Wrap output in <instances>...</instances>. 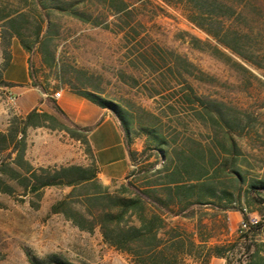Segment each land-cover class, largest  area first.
I'll return each mask as SVG.
<instances>
[{"label":"trees","instance_id":"trees-1","mask_svg":"<svg viewBox=\"0 0 264 264\" xmlns=\"http://www.w3.org/2000/svg\"><path fill=\"white\" fill-rule=\"evenodd\" d=\"M165 8L179 12L206 36L201 40L183 33L193 49L253 79L257 77L252 71L264 74V0H0L4 65L11 61L7 50L15 39L26 53L37 52L43 67L59 70L52 43L64 19L103 28L121 35L126 43L144 42V16L163 14ZM152 52L161 62L169 59L170 83L181 87L177 99L189 107L197 134L184 129L179 140V133L170 136L163 131L158 115H138L120 100L101 97L95 87L86 90L64 80L72 93L118 122L130 162L122 184L100 183L93 161L86 167L33 169L25 164L29 128L64 131L86 144L90 128L77 127L84 133L80 136L45 112L33 110L13 119L6 134L0 135V152L17 154L13 161L25 168L20 183L27 194L40 198L47 187L70 189L50 212L80 232L97 230L106 246L127 255L134 264H185L187 258L200 264L212 258L225 264H264V160L258 167L252 165L238 142L249 133V124L225 103L197 93L187 78L199 79V74L188 60L174 53L162 57ZM139 57L151 66L143 52ZM30 80L32 88L50 95L32 71ZM52 108L65 118L54 103ZM136 139L143 140L141 151L132 148ZM228 212H240L242 222L233 240L220 242L215 234L227 232ZM216 213L223 215L221 228L206 219ZM251 215L258 217L257 223L250 221ZM183 220L193 222L194 230L188 232L180 225ZM27 258L30 264H66L55 257L38 260L27 253Z\"/></svg>","mask_w":264,"mask_h":264},{"label":"rangeland","instance_id":"rangeland-1","mask_svg":"<svg viewBox=\"0 0 264 264\" xmlns=\"http://www.w3.org/2000/svg\"><path fill=\"white\" fill-rule=\"evenodd\" d=\"M165 11L157 16L146 13L142 35L145 41L140 43H126L121 35L103 28L62 20L59 35L52 43L59 70L43 67L37 52L26 53L15 39L10 41L7 52L11 59L16 48L28 54L30 71L36 82L50 95L66 87L64 80L86 90L95 87L102 93L101 97L120 100L125 106H131V110L138 115H158L163 131L170 136L179 133L178 139L181 140L184 129L195 134L199 131L189 107L177 99L181 87L170 83L172 77L166 67L169 59L164 58L165 61L161 62L151 56L152 50L162 57L174 53L188 60L194 66L195 74H199V79L187 78L199 95L225 103L249 124V133L238 142L247 159L258 167L264 160V74L252 71L257 77L253 79L248 74L237 73L207 52L193 49L188 43L189 38L183 33L201 40H205L206 36L179 12L168 8ZM141 52L150 62V67L139 57ZM4 64V46L0 37V135L6 134L13 119L25 117L14 91L2 85L7 68ZM7 76L21 77L20 68L13 67ZM33 89L35 91L29 96L31 103L37 95L42 94L38 88ZM10 95L16 98L15 105L8 101ZM151 95L154 97L150 98ZM52 103V98L42 96L34 110L53 116L57 122L66 124L83 136L84 133L78 131L77 126L54 111ZM25 144L23 162L33 169L71 165L84 167L92 162L88 146L64 131L29 128ZM2 148L0 145V150ZM132 148L141 151L143 140L136 139ZM9 152H0V264H30L27 253L38 260L55 257L66 264H134L127 255L106 246L97 230L92 234L80 232L62 216L50 212L51 207L70 189L47 187L41 191L40 198L27 194L20 183L24 180L25 168L13 161L17 154ZM122 183L116 182L115 185ZM252 218L258 219L255 215H251ZM206 219L213 220L217 227L223 226L224 218L219 213ZM241 222L240 212H228V230L226 233L218 230L216 240H233ZM180 225L188 232L194 230L193 222L183 220ZM185 264L200 263L187 258ZM208 264H225V261L212 258Z\"/></svg>","mask_w":264,"mask_h":264},{"label":"crops","instance_id":"crops-1","mask_svg":"<svg viewBox=\"0 0 264 264\" xmlns=\"http://www.w3.org/2000/svg\"><path fill=\"white\" fill-rule=\"evenodd\" d=\"M28 59V54L22 49L16 48L5 70L4 82L12 86L10 90L14 91L17 100L20 101L21 112L26 116L33 111L37 106V100L42 96L52 98L54 104L64 113L71 124L79 128L91 129L90 132L85 134L86 145L98 170L97 178L100 183L107 186L112 182H123L130 171V162L124 134L118 122L105 110L72 93L66 87L61 90L58 99H54L53 94H41L37 95L31 103L29 96L35 90L30 86ZM13 67L20 68L21 77L16 79L7 76V73Z\"/></svg>","mask_w":264,"mask_h":264},{"label":"built area","instance_id":"built-area-1","mask_svg":"<svg viewBox=\"0 0 264 264\" xmlns=\"http://www.w3.org/2000/svg\"><path fill=\"white\" fill-rule=\"evenodd\" d=\"M60 93H61V92H55V93L53 94V98H54V99H58V98L60 97ZM8 101H10V102L12 103V105H15V103H16V98H15L14 96L10 95L9 98H8ZM250 221H251L252 223H257L258 219H257V218H252V219H250Z\"/></svg>","mask_w":264,"mask_h":264},{"label":"bare ground","instance_id":"bare-ground-1","mask_svg":"<svg viewBox=\"0 0 264 264\" xmlns=\"http://www.w3.org/2000/svg\"><path fill=\"white\" fill-rule=\"evenodd\" d=\"M10 102V101H9ZM11 103V102H10ZM12 104V103H11Z\"/></svg>","mask_w":264,"mask_h":264}]
</instances>
